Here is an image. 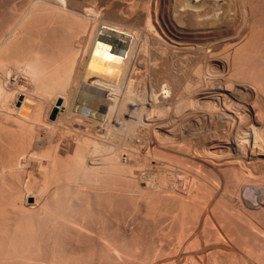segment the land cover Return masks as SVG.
Instances as JSON below:
<instances>
[{
  "label": "bare ground",
  "instance_id": "bare-ground-1",
  "mask_svg": "<svg viewBox=\"0 0 264 264\" xmlns=\"http://www.w3.org/2000/svg\"><path fill=\"white\" fill-rule=\"evenodd\" d=\"M263 44L264 0H0V264H264Z\"/></svg>",
  "mask_w": 264,
  "mask_h": 264
},
{
  "label": "rangeland",
  "instance_id": "rangeland-1",
  "mask_svg": "<svg viewBox=\"0 0 264 264\" xmlns=\"http://www.w3.org/2000/svg\"><path fill=\"white\" fill-rule=\"evenodd\" d=\"M262 52L264 51V44L262 45ZM260 51V52H261ZM258 57H256L257 58V61L258 62H260V61H262V62H260V63H262V64H264V53H259L258 55H257ZM262 56H263V59H262ZM260 59V60H259ZM49 96V95H48ZM51 96H53V95H50L49 97H51ZM50 99H52V98H50ZM49 98H48V100H50ZM58 106H56V107H54L53 108V115L55 114V116L54 117H52L53 115H50V118H52V119H55L56 118V115H57V112H58V108H57ZM56 109V110H55ZM55 112V113H54ZM190 121V122H189ZM193 123H192V122ZM198 123L192 118V119H190V120H188L187 121V123H186V126L189 128V130H190V132H191V138H192V136H194L193 134H199V133H202L203 131H205L204 130V128L206 129V128H211L212 130H214V131H216V130H218L217 132H220V133H225L227 130H228V127L225 125V124H222V123H213L212 125H213V127L211 126V124L209 123V124H206L207 126H205V124H201V123H199L198 125H197ZM215 124V125H214ZM217 124H218V126H217ZM190 125H191V127H190ZM224 125V126H223ZM210 126V127H209ZM217 126V127H216ZM222 127V128H221ZM225 127H227V129L225 130V129H223V128H225ZM197 128V129H196ZM203 129V131L202 130H199V129ZM213 128H217L216 130L215 129H213ZM220 128V129H219ZM194 129H196V131H194ZM192 130V131H191ZM220 130V131H219ZM224 130V131H223ZM198 131H200V132H198ZM243 131V133H244V130H242ZM252 132V133H251ZM254 132V133H253ZM262 133V134H261ZM196 134V135H197ZM264 130H262V129H259V130H257V131H251L250 130V133H247V138H250L249 140H250V150L252 151V153L254 152V150L256 149V148H258V147H260V148H262V149H264ZM254 135V136H253ZM206 136V137H205ZM211 136V137H210ZM217 138V137H219L218 136V134H216V133H213V134H205L204 135V138H206L209 142L211 141V140H213V143L215 144V146H212L213 144L212 143H210L211 145H210V148H216V147H219V145H220V147H221V144H220V142H221V140H222V142L223 141H225V139L224 138H226V137H228V136H230L229 134H226V136L224 137H219V138H215V137ZM259 136V137H258ZM194 137H196V136H194ZM203 137V136H202ZM200 138V139H198V143L197 142H195L196 144H198V145H201V143H203V141H204V139L203 138ZM261 137V138H260ZM213 138V139H212ZM215 138V139H214ZM252 138V139H251ZM263 138V139H262ZM211 139V140H210ZM224 139V140H223ZM196 140V139H195ZM201 140V141H200ZM200 141V142H199ZM217 144V145H216ZM254 145H255V147H254ZM223 146V145H222ZM257 146V147H256ZM11 147L9 146V148L7 147V149H10ZM220 149H222V148H220ZM253 149V150H252ZM249 150V151H250ZM173 163H172V165H166V170H168V172L166 171V172H164V175L166 174V176H171V174H174V177L176 176V177H178L179 178V176L181 177V175H182V177H185V176H187L186 178H190L191 177V170H194V165L192 166V164L191 165H189V164H187V166L189 167H185V165L186 164H184L183 166L185 167H183L181 164H183V163H178V162H175V161H172ZM175 162V163H174ZM179 164V165H178ZM172 166H175V168L173 167V169H172ZM178 166V167H177ZM169 167H170V169H169ZM181 169H180V168ZM193 167V168H192ZM179 168V169H178ZM183 168V169H182ZM170 170V171H169ZM172 170V171H171ZM180 170H182V171H180ZM176 171V172H175ZM178 171V172H177ZM187 171V172H186ZM170 172V173H169ZM184 172V173H183ZM190 172V173H189ZM178 173V174H177ZM187 173V174H186ZM180 174V175H179ZM188 174H190V177H189V175ZM175 177V178H176ZM159 228L156 226V225H152V226H150L149 227V231H150V233H149V236L150 237H152L155 233H156V230H158ZM153 230V231H152ZM152 232V233H151ZM149 264H154L153 263V261H151L150 260V262H148ZM147 263V264H148ZM144 264V263H143Z\"/></svg>",
  "mask_w": 264,
  "mask_h": 264
}]
</instances>
